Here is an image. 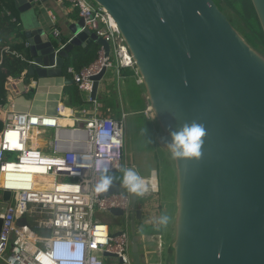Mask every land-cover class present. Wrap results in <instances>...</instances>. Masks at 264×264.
I'll use <instances>...</instances> for the list:
<instances>
[{"label":"water","instance_id":"1","mask_svg":"<svg viewBox=\"0 0 264 264\" xmlns=\"http://www.w3.org/2000/svg\"><path fill=\"white\" fill-rule=\"evenodd\" d=\"M92 1L109 15L131 58L161 132L157 145L169 150V133L183 124L195 122L205 129L199 157L171 154L176 212L169 264H264V56L245 42L213 0ZM250 1L264 35V0ZM13 3L22 15L33 6V0ZM28 23L24 74L36 86L10 107L55 116L73 84L63 72L71 52L95 43L108 55L110 45L82 30L81 19L69 26L65 44ZM106 74L102 69L91 78L92 102ZM122 192L123 179L112 180L102 184L100 197ZM129 194L132 262L161 264L136 228L143 217L138 193ZM9 200L10 194L2 192L0 215ZM109 214L123 216L118 209Z\"/></svg>","mask_w":264,"mask_h":264},{"label":"built area","instance_id":"2","mask_svg":"<svg viewBox=\"0 0 264 264\" xmlns=\"http://www.w3.org/2000/svg\"><path fill=\"white\" fill-rule=\"evenodd\" d=\"M48 1L67 3L82 20V30L94 33L111 46L119 66H133L103 8L92 0ZM52 33L56 40L60 39L58 30ZM2 52L8 53L9 49ZM114 67L111 56L100 48L89 67L79 73L67 69L66 74L93 104L92 111L83 109L76 115L65 104L57 106L55 116L17 113L8 104L2 109L0 194L8 192L10 200L0 215V263L106 264V258H110L115 264H133L129 253L130 194L100 197L102 175L134 171L133 164L126 162L127 115H101L99 105L89 97L91 78L102 69L109 71ZM35 86L33 81L26 91ZM88 113L92 114L85 116ZM143 113L146 118H153L149 106ZM142 181L138 197L147 200L156 196L155 172ZM151 206L146 203L143 209H149L155 222L157 209ZM111 209L123 213L115 231L96 216Z\"/></svg>","mask_w":264,"mask_h":264},{"label":"crops","instance_id":"3","mask_svg":"<svg viewBox=\"0 0 264 264\" xmlns=\"http://www.w3.org/2000/svg\"><path fill=\"white\" fill-rule=\"evenodd\" d=\"M32 5L33 6L31 7V9L24 15L18 13L16 11V9L14 10V12H12L14 17L13 18L10 17V18L12 20H15V24H16L15 26H16V28H18L19 32H21L23 34L24 30H26L28 28L27 22L29 21L28 24H32L33 25L32 28L37 27V28L42 29L44 31V33L51 40H56L53 36V33H52L53 30H58V32L60 33V36H59L60 39H62V38L70 39L71 36H70L69 26L78 22V20H79L75 10H73L65 2L56 3V2L48 1V0H33ZM1 16L7 17L10 20V18H9L10 15L8 16L7 12L3 11L1 13ZM12 20H11V22H12ZM11 38H12V40L15 39L17 43H20L23 45L25 44V42L23 43L21 39H19V38L17 39V37L14 35ZM26 54H27V50H26ZM109 55L113 59L115 67L113 69L107 71L105 81L100 84L97 96L107 94L109 86L114 85V83H115L117 96H118V98H121L123 100V103L125 104V106L127 108L126 111H124L123 108H121V111H123V112H121V114L127 115L125 117V119L129 115L131 117H133V116L135 117L136 114L138 117H143L144 122H146L149 129L152 130L154 139H156L157 137L161 136V133L157 135L156 129H158V128H156V127L158 125L156 123V127H155V125L153 124L152 120L154 118H146L144 113H143L149 104H148V101L146 98V94H145V90L143 88V85L141 83L140 84L138 83V80H140V78H139L135 68L133 66L132 67H130V66L129 67L119 66L117 59L115 58V56H113L111 46H110ZM24 72L22 73L20 78L10 79L8 81V84L6 85V90H7L6 101H7L8 106H10L12 104L13 100L18 98L19 96L27 97V95H28V91H26V88L29 85H32L33 81L29 80L28 77L24 74ZM120 75H122V76H120ZM127 84L130 85L131 87L130 86L128 87ZM65 101H66V98L64 99V104H65ZM129 103L133 104V106L137 109V111L141 110V108L143 110L140 112L138 111V113H133L128 108ZM97 104L99 105V108H100L101 103L100 104L97 103ZM23 107L24 106H19V108H23ZM46 107H47V101L44 100L43 101V109H42L44 112L46 111ZM91 108H93V105L91 106ZM0 113L3 114V110H0ZM18 113H21V112H18ZM113 118H119V115L113 114ZM1 119H3V118L1 117ZM155 136H156V138H155ZM129 141L130 140L128 139L125 141V143L129 142ZM157 147H159V146L156 143V148H153L154 159L156 158V154L159 153V150L163 149V148H157ZM164 150L166 153V157L171 160V162H168V164H169V168L172 169V177L174 178L175 185H176L175 175L173 176L174 171H175L173 160H172L171 156L169 157L170 154L167 155L166 149H164ZM150 153H152V152H150ZM126 162L129 163V165L133 164L132 153H128L127 151H126ZM113 173H115V172H113ZM109 174H112V173H109ZM155 174H156L157 185H158L157 173H155ZM104 175H108V174H104ZM110 178H111V181L117 180L114 175H111ZM102 182H103V179H101V184H102ZM123 186H124V192L129 193V188L127 186H125L124 183H123ZM146 203L152 205L151 208L153 207L155 209H158L159 214L158 215L156 214L158 217V221H159L162 213L168 214L167 209L161 210V207H160L161 201L160 202H159V200L157 201L156 197H151L147 202L144 203V205ZM139 208L142 209L143 215H144L143 205ZM148 212H150V211H148ZM113 218H115V217H113ZM145 222L146 221H144V216H143L142 220L136 223V228L138 227L141 230V231H139L137 228V231L139 232L140 235L143 236V238L146 241H148L147 242L148 244L147 245L145 244L144 246L146 248L149 247V251L151 253H153L155 251V254L157 255L156 260L158 261V263H161V264L171 263V258H172L171 256L172 255H171L170 245H171L172 240L174 238V224L173 225L171 224L173 232L172 233L170 232V235L168 236L169 243L168 244L165 243L166 244V246H165V244L154 239L155 235H150V234H147L146 232H144V226H148ZM102 223L107 224L110 227V222L107 218H104V221ZM158 224H159L158 225L159 227L156 228L155 230H157V232L158 231L161 232L162 225L159 222H158ZM117 226H119V223ZM117 226L113 231L117 230ZM157 236H160V235L157 233L156 237ZM162 246H163V250L161 251Z\"/></svg>","mask_w":264,"mask_h":264},{"label":"trees","instance_id":"4","mask_svg":"<svg viewBox=\"0 0 264 264\" xmlns=\"http://www.w3.org/2000/svg\"><path fill=\"white\" fill-rule=\"evenodd\" d=\"M213 2L216 4L221 13L226 16L227 20L245 40V42L257 53L264 56V35L251 1L213 0ZM14 10L15 8L13 0H0V110H2L7 104L6 85L8 84L9 79L20 78L22 73L27 68L26 61L21 59V57L25 59L27 58L28 52L26 54L27 49L25 45L17 43L15 39L12 40L11 38L14 35L17 37V39H21L24 43L23 34L18 31V28L15 26L16 24L11 22L12 19L10 17H14L12 13ZM3 11L9 13L10 20L7 17L1 16ZM62 43H67V39L62 38ZM4 48H8L9 52H2ZM99 50L100 47L95 43H92L85 48H75L65 63L63 70L64 74L69 79H71V76L66 74L68 68H71L74 72L79 73L84 68L92 65L97 59ZM115 86V83L114 85L109 86L108 93L99 95L96 99V103H101V111L103 112L104 116L112 118L113 114H119V103ZM129 86L130 85H128V87ZM65 98L66 107L73 109L75 112H79L83 109H90L93 105L91 102L87 101L86 95L80 92L75 84L65 89ZM128 108L133 113H138V111L140 112L143 110L141 108V110L137 111L133 104L130 103ZM140 118L144 119L143 117ZM0 122L3 123L1 116ZM153 138L154 137L152 133V139L149 137L150 146L156 145V142ZM150 152L153 153V148H150ZM145 201L138 197L137 206H144Z\"/></svg>","mask_w":264,"mask_h":264},{"label":"rangeland","instance_id":"5","mask_svg":"<svg viewBox=\"0 0 264 264\" xmlns=\"http://www.w3.org/2000/svg\"><path fill=\"white\" fill-rule=\"evenodd\" d=\"M118 115L120 116L121 108H123L124 111L127 110L125 104L123 103V100L121 98H118ZM122 103V104H121ZM94 107V106H93ZM89 111H92L93 108L87 109ZM80 112V111H79ZM79 112H75L76 115L79 114ZM98 113L101 115H104L101 111V107L98 108ZM92 114V113H91ZM90 113H88L85 116H90ZM0 116L2 117V114L0 113ZM3 120V119H2ZM153 124L156 127V122L154 119L152 120ZM4 124L0 122V130L3 128ZM158 128V126L156 127ZM157 130V135L160 134L159 128ZM149 137L152 139V130L149 129L147 124L144 122V120L140 117L136 116L131 117L130 115L125 119V141L130 140L129 142L125 143V152L132 153V162L134 171L141 177L145 178L150 175L151 172L157 173L158 178V193L156 194L157 201H161L160 207L161 210L167 209L168 214L162 213V215H167L169 220L167 225H162L161 232L155 230L158 228V217H156V221L153 222L151 217V213L148 212L149 210H144V221L149 226H144V232L150 235H155L154 239L158 240L159 242L163 244L169 243L168 236L170 235V232H173L172 225L175 221V212H176V185L175 180L172 177V169L169 168L168 162H171L169 158L166 157V153L164 149H160L159 153L156 154V158L154 159L153 153H150V148H156V145L150 146ZM154 137V136H153ZM156 138V136H155ZM158 138V137H157ZM156 138V139H157ZM154 139V138H153ZM156 139L155 142H156ZM154 142V143H155ZM160 148V147H157ZM167 155L169 157L171 156V153L169 150H166ZM172 158V156H171ZM129 160V159H128ZM129 164V163H128ZM155 169V170H154ZM175 170V169H174ZM124 170L117 171L112 174L108 175H102L101 179H103L105 176L110 177L111 175H114L116 179H123L124 176ZM175 175V171L173 176ZM1 196V194H0ZM141 201V200H140ZM145 201V200H144ZM148 201V200H147ZM145 201V202H147ZM157 215L159 214L157 209ZM161 215V216H162ZM102 222L104 221V218H107L110 222V228L111 231H113L118 223H121V219L119 218H113L112 215L109 213L96 215ZM152 221V222H151ZM157 223V224H156ZM172 224V225H171ZM138 228V227H137ZM170 230H169V229ZM139 231L140 228H138ZM159 234L160 236L156 237V234ZM149 239V238H148ZM173 241V240H172ZM165 244V246H166ZM163 250V246L161 247V251ZM172 257V256H171ZM170 257V258H171ZM172 261V258H171ZM106 264H115L110 258H106L105 260ZM0 264H3L2 262Z\"/></svg>","mask_w":264,"mask_h":264},{"label":"clouds","instance_id":"6","mask_svg":"<svg viewBox=\"0 0 264 264\" xmlns=\"http://www.w3.org/2000/svg\"><path fill=\"white\" fill-rule=\"evenodd\" d=\"M170 142L168 149L175 158L199 157L200 149L205 136V129L202 125L192 122L183 124L178 131L170 132ZM107 169L105 168V171ZM111 178H103V186L110 184ZM123 183L133 193H139L143 187L142 178L132 169H127L124 173ZM168 216L162 215L159 219L161 225H167Z\"/></svg>","mask_w":264,"mask_h":264},{"label":"bare ground","instance_id":"7","mask_svg":"<svg viewBox=\"0 0 264 264\" xmlns=\"http://www.w3.org/2000/svg\"><path fill=\"white\" fill-rule=\"evenodd\" d=\"M112 24H113V26H115L113 22H112ZM153 181H155V179H154V178H153Z\"/></svg>","mask_w":264,"mask_h":264},{"label":"flooded vegetation","instance_id":"8","mask_svg":"<svg viewBox=\"0 0 264 264\" xmlns=\"http://www.w3.org/2000/svg\"><path fill=\"white\" fill-rule=\"evenodd\" d=\"M129 253H130V250H129Z\"/></svg>","mask_w":264,"mask_h":264}]
</instances>
